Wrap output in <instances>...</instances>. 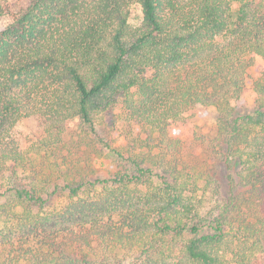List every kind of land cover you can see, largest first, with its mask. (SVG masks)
<instances>
[{
	"label": "trees",
	"instance_id": "trees-1",
	"mask_svg": "<svg viewBox=\"0 0 264 264\" xmlns=\"http://www.w3.org/2000/svg\"><path fill=\"white\" fill-rule=\"evenodd\" d=\"M0 22V264H264V0H0ZM198 118L215 166L188 156Z\"/></svg>",
	"mask_w": 264,
	"mask_h": 264
},
{
	"label": "rangeland",
	"instance_id": "rangeland-1",
	"mask_svg": "<svg viewBox=\"0 0 264 264\" xmlns=\"http://www.w3.org/2000/svg\"><path fill=\"white\" fill-rule=\"evenodd\" d=\"M135 16H138V12H135ZM1 24V22H0ZM198 128L200 132L204 135L205 140L200 143H188L187 153L191 158H195L207 162H218L214 152L207 148L208 139L214 136V127L208 122L203 121L201 118L197 120ZM43 120L39 117H31L27 119L20 120L13 128V136L17 140L20 147H26L32 142L36 141L42 134ZM174 133L185 137L183 130L176 129ZM214 164V163H213ZM215 166V164H214ZM217 177L220 183L223 185V181L220 176L222 174V167L219 163L216 166ZM224 188V186H223Z\"/></svg>",
	"mask_w": 264,
	"mask_h": 264
}]
</instances>
